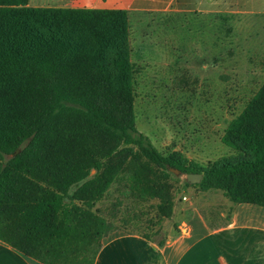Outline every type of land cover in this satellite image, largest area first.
Segmentation results:
<instances>
[{
    "label": "trees",
    "instance_id": "trees-1",
    "mask_svg": "<svg viewBox=\"0 0 264 264\" xmlns=\"http://www.w3.org/2000/svg\"><path fill=\"white\" fill-rule=\"evenodd\" d=\"M129 15L0 0V240L43 264H94L89 248L97 243V256L107 235L94 209L122 174L154 193L144 162L167 176L203 174L202 191L264 206V85L224 138L248 159L202 169L163 155L136 126ZM106 142L115 147L103 151ZM121 147L139 169L110 163ZM159 193L169 219L170 193Z\"/></svg>",
    "mask_w": 264,
    "mask_h": 264
},
{
    "label": "rangeland",
    "instance_id": "rangeland-1",
    "mask_svg": "<svg viewBox=\"0 0 264 264\" xmlns=\"http://www.w3.org/2000/svg\"><path fill=\"white\" fill-rule=\"evenodd\" d=\"M129 37L139 132L163 155L178 153L202 169L248 159L247 152L230 147L224 138L264 85V13L130 14ZM114 147L106 142L103 151ZM115 150L111 164L123 171L139 169L129 150ZM144 163L154 193L137 190L122 174L97 203L94 213L107 223L106 238L136 234L158 243L179 230L195 208L209 215V199L221 203V195L210 197L213 191L187 187L185 176H167ZM161 188L173 203L169 219L160 213ZM221 219L225 223L227 216ZM96 249L97 243L89 248L91 260Z\"/></svg>",
    "mask_w": 264,
    "mask_h": 264
},
{
    "label": "crops",
    "instance_id": "crops-1",
    "mask_svg": "<svg viewBox=\"0 0 264 264\" xmlns=\"http://www.w3.org/2000/svg\"><path fill=\"white\" fill-rule=\"evenodd\" d=\"M29 6L130 14L264 13V0H29ZM213 192L210 197L221 195V203L209 199V215L195 208L179 230L160 241L163 245L136 234L105 237L94 264H264V206L234 204L222 192ZM0 264L43 263L0 240Z\"/></svg>",
    "mask_w": 264,
    "mask_h": 264
},
{
    "label": "water",
    "instance_id": "water-1",
    "mask_svg": "<svg viewBox=\"0 0 264 264\" xmlns=\"http://www.w3.org/2000/svg\"><path fill=\"white\" fill-rule=\"evenodd\" d=\"M20 150L17 151L19 153ZM169 172L173 173L175 176H185L186 177V182L189 185H198L202 182L203 180V174L199 173H188L184 174L181 170L174 168V167H168Z\"/></svg>",
    "mask_w": 264,
    "mask_h": 264
}]
</instances>
